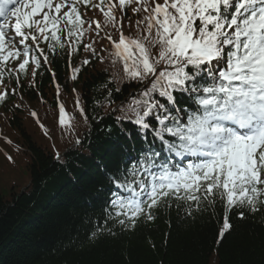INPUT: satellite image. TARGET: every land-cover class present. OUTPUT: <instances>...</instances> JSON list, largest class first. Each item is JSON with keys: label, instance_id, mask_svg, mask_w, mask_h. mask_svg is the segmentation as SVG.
Wrapping results in <instances>:
<instances>
[{"label": "snow or ice", "instance_id": "1", "mask_svg": "<svg viewBox=\"0 0 264 264\" xmlns=\"http://www.w3.org/2000/svg\"><path fill=\"white\" fill-rule=\"evenodd\" d=\"M65 59L72 81L109 61L139 86L118 119L144 143L121 146L105 166V227L92 237L175 208L215 221L219 242L234 229L231 216L264 214V0H0V106L25 85L38 92L45 73L58 98L52 65ZM76 105L87 124L78 94ZM58 108L60 127L73 131Z\"/></svg>", "mask_w": 264, "mask_h": 264}, {"label": "trees", "instance_id": "2", "mask_svg": "<svg viewBox=\"0 0 264 264\" xmlns=\"http://www.w3.org/2000/svg\"><path fill=\"white\" fill-rule=\"evenodd\" d=\"M81 58L74 56L72 66L78 67ZM52 69L61 86L58 98L45 73L36 79L38 92L25 85L18 93L22 101L12 97L0 106V175L10 170L8 157L19 160L17 179L3 189L7 196L0 194V264H264L260 212H246L244 219L231 216L234 229L219 242L215 221H192L175 208L162 211L154 222H138L132 231L121 234L115 226L116 236L98 232L92 237L93 230L105 227L108 189L98 190L102 173L116 164L121 146L144 143L134 125L118 119L119 108L123 116L139 86L117 74L109 61L85 66L76 81L66 59ZM58 103L73 117V131L60 127ZM7 130L14 139L4 135ZM75 136L82 138L81 145H75Z\"/></svg>", "mask_w": 264, "mask_h": 264}, {"label": "rangeland", "instance_id": "3", "mask_svg": "<svg viewBox=\"0 0 264 264\" xmlns=\"http://www.w3.org/2000/svg\"><path fill=\"white\" fill-rule=\"evenodd\" d=\"M132 103V102H131ZM131 103H126L127 104V107H128V105L129 104H131ZM124 108H123V106H121L120 108H119V113H118V116H122L121 114H120V112L123 110ZM0 125H1V123H0ZM34 129H36L35 127H34ZM1 131V130H0ZM13 133L11 132V130H7V131H5V133H4V135H6V136H8V137H10V138H12V139H14L13 138V135H12ZM2 140H1V142H0V154L3 152V149L1 148V146H2ZM4 146V145H3ZM0 160H2V162H4L3 161V158L1 159L0 158ZM18 159H12V160H10V162H9V164L6 166L7 168H10V170L9 171H6L4 174H2L1 173V177H0V179L3 181V183L4 184H2L1 182H0V194L1 195H4V196H7L8 194L7 193H5L4 191H3V189L5 188V187H8V185L11 183L12 184V181H14V180H16L17 179V177H15V172H16V170H18L17 169V167H18ZM13 171V172H12ZM21 183H22V181H21ZM7 184V185H6ZM7 190V189H6Z\"/></svg>", "mask_w": 264, "mask_h": 264}]
</instances>
